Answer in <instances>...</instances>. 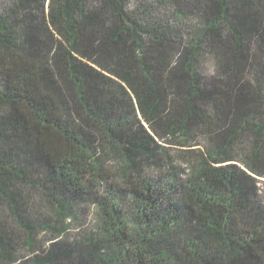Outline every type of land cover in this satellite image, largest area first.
Instances as JSON below:
<instances>
[{
  "label": "trees",
  "instance_id": "obj_1",
  "mask_svg": "<svg viewBox=\"0 0 264 264\" xmlns=\"http://www.w3.org/2000/svg\"><path fill=\"white\" fill-rule=\"evenodd\" d=\"M0 264H264V0H0Z\"/></svg>",
  "mask_w": 264,
  "mask_h": 264
},
{
  "label": "rangeland",
  "instance_id": "obj_2",
  "mask_svg": "<svg viewBox=\"0 0 264 264\" xmlns=\"http://www.w3.org/2000/svg\"><path fill=\"white\" fill-rule=\"evenodd\" d=\"M82 221H84V222H85L86 220H82ZM80 224H82V222H79V225H80Z\"/></svg>",
  "mask_w": 264,
  "mask_h": 264
}]
</instances>
